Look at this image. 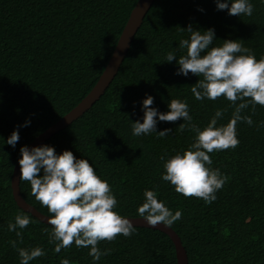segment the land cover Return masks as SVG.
Returning a JSON list of instances; mask_svg holds the SVG:
<instances>
[{
  "label": "trees",
  "instance_id": "obj_1",
  "mask_svg": "<svg viewBox=\"0 0 264 264\" xmlns=\"http://www.w3.org/2000/svg\"><path fill=\"white\" fill-rule=\"evenodd\" d=\"M137 0H0V264H177L147 227L69 231L13 167L104 70ZM61 219L151 217L188 264H264V0H154L104 93L24 164Z\"/></svg>",
  "mask_w": 264,
  "mask_h": 264
},
{
  "label": "water",
  "instance_id": "obj_2",
  "mask_svg": "<svg viewBox=\"0 0 264 264\" xmlns=\"http://www.w3.org/2000/svg\"><path fill=\"white\" fill-rule=\"evenodd\" d=\"M154 0H137L132 8L129 17L122 29L117 40L115 48L97 82L87 95L74 106L70 111L63 115L59 120L50 125L46 130L38 134L21 152L16 164L13 167L11 177V188L13 198L16 204L26 212L31 213L40 221L53 227L61 228L69 231H87L92 229H104L113 227H147L157 229L164 232L172 240L177 264H188L186 251L181 243L178 234L167 224L151 217H95L89 219H61L46 215L28 203L20 193V176L24 164L34 151L49 139L56 132L65 128L72 121L82 115L91 105L104 93L107 86L110 84L116 75L120 64L122 63L133 37L141 25L143 18Z\"/></svg>",
  "mask_w": 264,
  "mask_h": 264
}]
</instances>
